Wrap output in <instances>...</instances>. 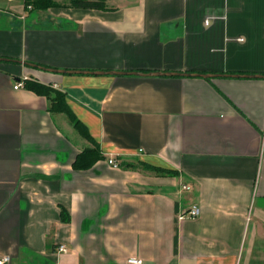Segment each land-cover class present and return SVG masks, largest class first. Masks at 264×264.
Instances as JSON below:
<instances>
[{"label":"crops","instance_id":"obj_1","mask_svg":"<svg viewBox=\"0 0 264 264\" xmlns=\"http://www.w3.org/2000/svg\"><path fill=\"white\" fill-rule=\"evenodd\" d=\"M91 1L0 0V259L264 264V0Z\"/></svg>","mask_w":264,"mask_h":264},{"label":"trees","instance_id":"obj_2","mask_svg":"<svg viewBox=\"0 0 264 264\" xmlns=\"http://www.w3.org/2000/svg\"><path fill=\"white\" fill-rule=\"evenodd\" d=\"M26 7L34 10H48L55 7H71L78 9H106V4L103 1H91V0H25ZM29 89L35 91L38 94L45 95L52 101L53 112H65L68 115L71 114L65 103V96L60 92L51 91L48 86L29 82L26 85ZM70 116V115H69ZM74 121V119H73ZM78 129H82V125L79 121L73 122ZM102 159V155L97 149H88L83 151L76 159L74 163V169L82 170L91 168L96 161ZM62 220L68 221V215L62 212Z\"/></svg>","mask_w":264,"mask_h":264},{"label":"built area","instance_id":"obj_3","mask_svg":"<svg viewBox=\"0 0 264 264\" xmlns=\"http://www.w3.org/2000/svg\"><path fill=\"white\" fill-rule=\"evenodd\" d=\"M23 87H24V82H18L15 85L16 89H21ZM109 164L114 168H119V165L113 160H109ZM189 190L190 188L188 185L182 187V193L187 192ZM199 216H200V207L198 205H195L192 208H190V210L186 214L182 215L180 217V220H183L185 218L195 219L198 218ZM67 252H68V248L66 246H61L59 248V253H67ZM10 262H11L10 257H3L0 259V264H8ZM127 264H145V262L140 258H130Z\"/></svg>","mask_w":264,"mask_h":264},{"label":"water","instance_id":"obj_4","mask_svg":"<svg viewBox=\"0 0 264 264\" xmlns=\"http://www.w3.org/2000/svg\"><path fill=\"white\" fill-rule=\"evenodd\" d=\"M1 60V59H0ZM34 67H38L39 69L48 71V72H55V73H60V74H66V73H71V74H78V73H89V72H67V71H61V70H54V69H49V68H45V67H41V66H34ZM92 74V73H91ZM97 75H101V74H109V75H135V76H156V77H173V76H185V77H203V78H215L218 75H203V74H188V73H151V74H142V73H124V72H98V73H94ZM220 76V75H219ZM229 77H236V78H243V77H260V76H239V75H231Z\"/></svg>","mask_w":264,"mask_h":264},{"label":"rangeland","instance_id":"obj_5","mask_svg":"<svg viewBox=\"0 0 264 264\" xmlns=\"http://www.w3.org/2000/svg\"><path fill=\"white\" fill-rule=\"evenodd\" d=\"M29 9H32V8H29Z\"/></svg>","mask_w":264,"mask_h":264}]
</instances>
